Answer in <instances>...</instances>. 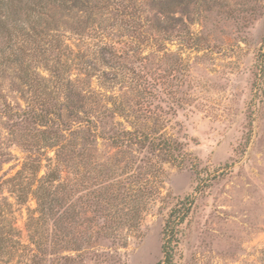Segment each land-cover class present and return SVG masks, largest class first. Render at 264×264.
<instances>
[{
	"label": "rangeland",
	"instance_id": "obj_1",
	"mask_svg": "<svg viewBox=\"0 0 264 264\" xmlns=\"http://www.w3.org/2000/svg\"><path fill=\"white\" fill-rule=\"evenodd\" d=\"M90 5L59 11L39 46L23 43L25 70L0 66V264H163L165 220L188 196L196 204L174 264H264V0ZM60 59L65 76L93 91L89 106L106 135L91 127L87 152L73 147L64 163L54 150L36 152L43 135L34 123L9 115L55 103L42 77ZM125 130L172 139L183 164L148 144L108 139ZM32 152L42 159L37 180L55 169L66 186L59 196L71 225L67 213L56 224L43 218L33 193L20 192L39 185L16 178Z\"/></svg>",
	"mask_w": 264,
	"mask_h": 264
},
{
	"label": "trees",
	"instance_id": "obj_2",
	"mask_svg": "<svg viewBox=\"0 0 264 264\" xmlns=\"http://www.w3.org/2000/svg\"><path fill=\"white\" fill-rule=\"evenodd\" d=\"M90 1L0 0V40L5 35H7L8 39V46L5 48L0 41V66L9 65L12 68L17 67L16 71L18 70L19 72L25 70V61L23 59L25 49L21 45L25 42H34L38 43L39 46L40 42L38 40L41 41L44 38L49 26L53 23L57 24L60 22L58 18L59 11L69 14L78 8L84 12H89L91 8ZM177 3L181 4L179 1ZM61 35L57 32L56 39L59 43L63 39ZM61 65H65L61 59L56 62L55 66L48 67L47 65L46 70L49 72V79L42 77V80L48 82L52 80L53 82V86L57 92V98L54 104L43 103L36 107L28 106L26 109L16 111L15 113L12 111L9 115L24 122L34 123L42 130L41 133L43 135V139L34 145L36 146V150L38 149L36 152H40L44 148L54 150L56 161L64 163L68 159V152L70 151L71 154L73 147L75 149L80 147L79 149L84 153L87 152V144H90V140L86 135L93 128L95 134H97V138H105L106 135L104 133H98V125L103 123L104 117H98L99 121L96 122L93 119L95 117L93 115L95 109L89 106V98L94 94L92 93L93 91H87L84 87L80 86V79L74 82L71 77L65 76ZM77 66H79L77 70L80 77L84 76L86 79L92 80L93 75H91L89 68L81 63H78ZM20 78L25 80L31 88L37 82L34 76L27 75L26 73L24 77ZM104 107L105 110H110V107L107 105H104ZM111 112H115V110H111ZM91 127L92 129H90ZM81 134L82 137H80V140L82 143L72 145L69 137H79ZM123 135L126 138L123 139L120 134L114 133L108 136V139L117 146L125 145V142L127 143L133 139L140 144L150 145L154 150L164 151L169 160L174 164L178 166L183 164L180 149L172 139L146 135L139 140L137 134L130 130H125ZM34 152L28 156L27 162L24 164L23 169L18 172L16 178H32L33 180L34 177L39 185L33 189L34 185L30 183L28 188H24L20 192L27 194L33 193L38 202L39 213L43 218H47L56 224L59 220L58 215L60 213H67L64 222L65 225H71L72 222L74 223L76 221H73L68 216V212H62L61 210L67 202L63 203V199L59 196V193H61L60 189L64 187L63 185L61 186V183L57 184L60 180L59 176L55 174L54 169L38 181L37 177L42 159L38 158ZM1 164L2 162L0 161V170ZM65 187L63 188L64 190L66 189ZM18 199L22 201L23 197L19 194ZM177 200L176 205L170 210L165 220L163 230V264H174L179 238L183 231L182 226L188 220L196 204L195 197L188 196L183 200L181 198Z\"/></svg>",
	"mask_w": 264,
	"mask_h": 264
}]
</instances>
